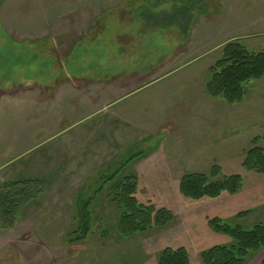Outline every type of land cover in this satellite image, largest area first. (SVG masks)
Returning <instances> with one entry per match:
<instances>
[{"label": "rangeland", "instance_id": "obj_1", "mask_svg": "<svg viewBox=\"0 0 264 264\" xmlns=\"http://www.w3.org/2000/svg\"><path fill=\"white\" fill-rule=\"evenodd\" d=\"M169 1L0 0V187L31 178L47 185L11 229L0 225V264H157L163 249L179 247L201 264V252L230 242L208 220L245 209L231 213L226 198L188 202L179 183L219 164L250 189L264 186V175L241 166L254 139L264 147V79L250 82L232 107L205 93L227 43L264 50V0H206L209 13L192 15L189 35L141 18L178 16ZM101 75L108 82L57 84L59 76ZM143 150L126 170L141 179L140 200L172 208L174 221L123 240L116 207L101 194L93 204L101 220L85 240L70 242L79 194ZM263 214L264 206L240 222L252 228Z\"/></svg>", "mask_w": 264, "mask_h": 264}, {"label": "trees", "instance_id": "obj_2", "mask_svg": "<svg viewBox=\"0 0 264 264\" xmlns=\"http://www.w3.org/2000/svg\"><path fill=\"white\" fill-rule=\"evenodd\" d=\"M151 1L158 2L159 0H148V2ZM205 2L206 0H170L169 3L175 4L174 9L180 6L178 16L170 14V18L164 20L165 15H158L153 19V15L143 13L141 18L145 19L150 28L174 26L176 31L183 30L189 35L194 28L195 19L192 15L202 17L209 13L208 9L203 6ZM172 34L169 38L173 40L176 36ZM135 37L138 36L128 37L130 44L138 40ZM124 43L123 45L126 46ZM263 79L264 50L251 52L242 43L231 41L223 47L219 59L209 67L205 93L209 98L221 100L232 107L242 104L247 93L246 86L250 82ZM82 80L86 85L104 80L108 82L102 75L100 78L97 76L93 78L59 76L57 84L68 82L77 84ZM259 140L256 138L252 141L241 166L247 173L264 175V147L259 144ZM144 152V150L137 153L132 152L127 154L125 159L115 161L102 170V174L91 187H86L79 194L75 217L77 229L70 235V242L83 241L91 233L94 223L100 219V215H96L93 211V204L101 194H105V199L107 198L110 205L116 207L114 229L123 240L133 239L154 228H166L174 221L175 214L172 208L158 207L154 204L155 202L144 203L140 200L138 192L141 179L134 172L126 170L130 163L143 156ZM103 173L106 176H103ZM246 187L247 182L243 175L224 174L223 167L215 164L207 173H186L179 183V195L191 203L213 202L237 196ZM0 189H2L0 225L2 229H11L21 211L34 202L38 196L44 195L47 185L43 178H31L3 184ZM251 212H239L231 219L215 217L208 220L210 229L217 235L229 238L230 242L215 245L201 252L199 258L201 264H249L264 251V223L246 228L245 224L240 222L242 218L251 215ZM157 264H192V260L185 247L165 248L157 256ZM262 264H264V257Z\"/></svg>", "mask_w": 264, "mask_h": 264}, {"label": "crops", "instance_id": "obj_3", "mask_svg": "<svg viewBox=\"0 0 264 264\" xmlns=\"http://www.w3.org/2000/svg\"><path fill=\"white\" fill-rule=\"evenodd\" d=\"M135 36H138V35H135ZM175 40L176 38L173 39L172 41H175ZM180 47L181 45L180 46L176 45V53L174 54L175 56L177 54V51H180ZM226 199L231 201L228 207L229 208L228 210H230L231 213L234 212L236 214L242 209H245L243 211H253V209L256 210L264 206V186L258 189H255L254 187L253 189L252 188L250 189V186L247 185V187L239 195L234 196V197H229ZM258 220H260V218ZM262 253H264V251ZM263 257H264V254H263ZM262 260L263 258L256 261V258H255L249 264H262Z\"/></svg>", "mask_w": 264, "mask_h": 264}]
</instances>
